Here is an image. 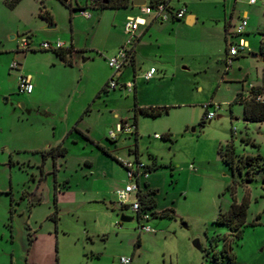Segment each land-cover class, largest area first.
<instances>
[{
  "label": "rangeland",
  "instance_id": "rangeland-1",
  "mask_svg": "<svg viewBox=\"0 0 264 264\" xmlns=\"http://www.w3.org/2000/svg\"><path fill=\"white\" fill-rule=\"evenodd\" d=\"M240 3L246 0H192L187 5L189 14H197V23L187 26L186 31L179 30L178 37L175 31L178 41H189L180 45L175 55L165 58L170 62L165 74L174 73L180 94L166 99L170 103L161 107L165 110L157 117L138 115L143 140L138 141L140 157L145 162L151 161L150 155L155 157L157 169L153 175L150 172L147 180L154 181L159 190L155 196L156 213L141 220L152 230L140 231L135 213L119 209L115 203L114 192L127 181H122L125 169L83 138L64 141L66 153L56 157L55 165L52 156L47 155L42 166L44 177L48 176L47 197L37 204L29 202L28 193L37 187L42 173L43 156L39 150L59 142L43 141L52 138L51 124L57 115L44 114L38 110V101L30 99L28 93L18 92L17 71L10 63L22 61L23 52L17 47L24 29L35 35L43 33L39 30V8L43 10L44 5L54 14L58 26L53 33L69 28L71 11L59 0H21L14 9L0 0V264H121V257L131 258V264H264V122H246L242 104L234 102L233 93L241 84L246 90L250 83H261L264 61L259 48L233 60L229 80L234 83L221 80L229 72L225 71L221 55L223 25L231 5L236 4L232 22L243 9L248 10L254 27L248 26L247 36H259L260 41L259 30L263 29L264 0L250 6ZM87 11L91 14L88 19L72 12L76 15L75 36L80 45L92 48L93 53L99 49L108 58L116 52H109L107 47L119 32L117 16L124 10L88 5ZM13 33L16 37L11 39ZM45 62L50 64L48 57ZM29 63L28 60L27 66ZM107 67L104 60L95 61L96 70L104 73ZM51 73L66 76L71 82L60 97L56 86L48 88L54 93L49 101L53 109L60 110L65 102L76 108L81 100L78 92L89 90L75 83L79 71L66 69L60 73L51 68ZM129 82L133 83H126ZM69 87L76 90L75 97L74 91L67 92ZM131 101L132 95L119 86L96 99L92 107L102 112L109 108L126 110ZM207 102L221 104L217 111L221 117L202 124L203 104ZM96 117L95 113L91 115ZM165 132L171 134L169 140L152 138L155 133ZM231 142L238 156L258 157L259 166L232 169L218 152L220 145ZM133 144L134 141L118 144L128 160L135 157L128 151ZM113 154L122 158L119 153ZM85 158L93 164L91 169L84 163ZM54 167L59 168L56 184ZM102 172L107 179L102 178ZM115 183L121 184L106 193L108 187L104 186ZM243 199L248 203L246 225L241 237L233 238L214 221L233 201L240 203ZM162 210L168 216H160ZM122 212L134 219L121 222ZM211 237H215L212 243ZM195 241L201 244L202 251L194 246Z\"/></svg>",
  "mask_w": 264,
  "mask_h": 264
},
{
  "label": "crops",
  "instance_id": "crops-1",
  "mask_svg": "<svg viewBox=\"0 0 264 264\" xmlns=\"http://www.w3.org/2000/svg\"><path fill=\"white\" fill-rule=\"evenodd\" d=\"M73 6H79L82 7L85 4H81L79 0H70ZM126 6L119 7L115 9H122L124 12L117 16L119 21V32L115 39L110 42L107 49L109 52H114L117 50V48L120 46L124 39V35L122 32L123 28V22L125 20V17L128 15H134L138 12V6L133 5V0H125ZM152 0H145V3H150ZM167 3V5L170 8L178 9L181 7H185L186 14L185 17L182 19H170L168 21H160L158 19H154L151 16H145L146 18V24L142 25L138 29L137 37L135 39V42L132 47V53H131V59L130 61L119 71L117 74V81L118 86L115 89H108L106 87L109 78L111 76V69L107 67L105 69V72L102 73L95 68V61L97 60H104V62L107 64V57L102 56L101 52H99V49L93 53L92 48H88L85 45H80L78 42V38L75 36V25L73 23V19L76 17V15L71 14L70 17V25L69 28H64L66 30H61L59 33H53V30H55L58 26V22L56 21L54 14L49 11L44 5L43 10H40L37 13L39 17V30L43 33L35 35L34 32H32L30 29H24L23 33L21 35L28 34L29 35V48L27 50H20L18 47L17 49L21 52H23L22 55V61L21 59L18 60V68L15 69L17 71V76L20 74L28 75L30 77V80L32 82L33 88L29 95L30 99H35L37 107H39L38 110L43 112L46 115H57L55 118V122H52L51 131H52V138L51 139H45L43 141H59L57 144H61L64 146V141H80L82 138L85 141H89L91 144L100 145L105 148V150L109 153L106 154L100 150L101 154H103L105 157H109L116 166L121 165L120 161L127 159L126 155L121 151L123 147L118 145L119 143H122L124 141H134V144L131 148L128 149L129 153H134L135 157L134 159L141 160L143 162L144 159L140 157L139 153V147H138V141H143L142 137L140 136V123L138 121V115H142L137 111V117L136 121L134 120V113L135 109L138 108H161L165 107V105H168L170 102L166 99L173 98L175 96H179L180 90L177 88V85H179L178 81H175L174 73L173 74H165L166 68L169 66L170 62L167 58L169 55H175L178 52V48L180 45H185L188 43V39H183L178 41V31L181 29L187 30V26H192L195 23H197L198 16L197 14H189L187 5H189L192 0H163ZM232 2V0H231ZM20 3V2H19ZM18 3V4H19ZM17 4V5H18ZM244 4L245 6H250L247 3H240ZM236 4L231 5V11L229 13V17L225 18V22L223 25V34L222 39L224 42V52L221 55V61L224 63V58L227 52L228 45L235 41L237 39L236 35L234 34V23L235 21L241 16V14L246 13L248 16V24L246 26L245 32L241 38H243L248 45V51L250 50H256L259 48L260 52V44L261 40L263 39V36H260V41H258V37L252 38L247 36L249 34L248 26L251 27L254 25L250 23V17L248 10L243 9L238 16H236L234 22L233 15H234V9ZM15 8V7H14ZM13 8V9H14ZM192 13V12H191ZM262 23L264 25V16L262 19ZM51 26L50 28H46L47 26ZM69 30V32L67 31ZM258 31L259 28H256ZM167 30H171L172 33L166 32ZM46 31H51L52 33H46ZM176 32V35L175 34ZM261 29L259 30L260 33ZM11 39H14L16 36L15 34H10ZM59 39L63 42V48L60 51H46L43 49H40L39 43L44 40H52V39ZM39 39V40H38ZM38 40V42H37ZM89 50V51H88ZM243 53L233 57L232 61L226 66L228 72L230 70V67L233 63L234 59H238L240 55ZM255 56L257 54H254ZM262 56V55H261ZM49 58L50 64H46L45 59ZM263 57V56H262ZM30 61L29 65L27 66L26 62ZM174 61V60H173ZM173 63V62H172ZM238 65H240V62H237ZM174 65V63H173ZM50 66V69L48 70ZM143 67V72L145 70H148L151 67H154L156 69V73L154 76L149 80H144L140 77ZM159 67V69H158ZM51 68L54 70H59L61 73L62 71L66 69L70 70H76V72L79 71V80H75V83L77 86L84 85L85 89L87 87L89 88L88 92L86 93L83 90L81 92H78V98H81L80 102H78V106L75 108L73 105L72 107L68 106L67 104L63 103L62 106L57 107V109H53V106L51 104L50 98L52 99L53 94L51 92H48V88L51 85H54L58 88V94L59 97L61 96V91L67 86L70 82L69 78H66V76H53L51 73ZM109 68V69H108ZM185 68V66H183ZM88 73L85 75V73ZM231 71H229L227 74H224L221 76V80L225 82H233L230 76ZM127 81L133 82V87L131 90L126 89L123 87L124 83ZM230 84V83H229ZM219 86V83L217 84ZM125 89L126 93H130L132 95V101L129 103L126 110L124 109H112L109 108L107 112H102L98 109H94L92 107V104H94L96 99H100L102 95L107 94L109 91H115L117 88ZM251 86H257L260 87L262 90V94H264V77L261 80V83L259 84H252L250 83L248 88L244 90L243 84L238 86L237 88L233 89L234 97L237 92H242L244 95L248 93V90ZM74 91L73 95L76 96V90L69 87L67 90ZM86 93V96L82 98V96ZM70 97V96H68ZM105 102V105L107 106L106 100H102ZM71 103L73 101H70ZM38 103V104H37ZM168 108V107H167ZM166 108V110H167ZM54 111H57L54 112ZM97 116L96 119L91 118V115L94 114ZM110 114V115H109ZM132 118L133 123H135V129L134 133L130 135H120L117 139L114 141L108 140V131L114 127V125L124 119V118ZM94 123H97L100 125V129H98L97 126H95ZM99 131V132H98ZM171 134L169 132H165L161 135V137L156 138L154 135L152 138L154 140H160V141H166L170 139ZM83 141V140H82ZM130 147V146H127ZM42 151V150H39ZM121 152L123 153V156L121 155ZM113 153H119L120 157H118V154ZM117 155V156H116ZM125 155V156H124ZM150 155V154H149ZM152 156V155H150ZM46 157L42 158V165L41 170L43 169V165L46 163ZM61 157V156H58ZM117 157V158H116ZM125 157V158H123ZM53 158V157H52ZM58 158H53V164L55 165V161ZM150 162L145 163H151L152 161L157 164V161L155 157L150 158ZM80 163V162H79ZM84 163L91 169L93 164L88 161V159H84ZM64 164H61V167H63ZM122 166V165H121ZM45 169V168H44ZM154 170H152V175L154 173ZM54 182L56 184L57 177H58V171L59 168L54 167ZM92 171V170H89ZM45 171L42 170V173L39 178V183L37 187L34 189L36 193L39 191L43 192L45 189V183L47 181L48 176L44 177ZM49 173V172H48ZM123 173V171H122ZM150 177V176H149ZM102 178L107 179L106 174L102 172ZM154 177H152L153 179ZM155 179V178H154ZM65 181H69L66 179ZM123 183L126 181L125 175L122 177ZM148 184V187L151 189H155L156 192L154 193V200H155V207L157 205L156 201V194L159 192L157 186L153 183L152 180L146 181ZM44 184L43 187L39 186L40 184ZM68 183V182H66ZM121 183H115L113 185H105L104 187H108V190L106 193H111L113 189L118 188ZM56 188V186L54 185ZM66 187H69V184L66 185ZM122 187V186H121ZM31 193H28V198L30 197ZM56 198V194H55ZM30 202V200H29ZM31 204H37L32 203ZM245 228V226L243 227ZM242 228V231H243ZM232 237V235H230ZM226 242L227 239H224ZM225 244L227 245V243Z\"/></svg>",
  "mask_w": 264,
  "mask_h": 264
},
{
  "label": "built area",
  "instance_id": "built-area-1",
  "mask_svg": "<svg viewBox=\"0 0 264 264\" xmlns=\"http://www.w3.org/2000/svg\"><path fill=\"white\" fill-rule=\"evenodd\" d=\"M101 0H86V5L82 6L76 10L79 15L88 19L91 17V14L87 11L88 5H96ZM239 1V0H235ZM242 1V0H241ZM257 0H246V3L249 5L255 4ZM186 9L181 7L178 9L170 8L167 3L163 0L151 1L150 3H145L144 5L138 6V12L134 15H128L125 17L123 22L122 32L124 39L120 46L117 48L116 52L107 58L108 67L111 69L112 73L109 78V81L106 85L108 89H115L118 86L117 74L119 71L130 61L132 47L137 37L138 29L140 26L146 24L145 16H151L154 19L160 21H168L170 19H182L185 17ZM248 24V16L246 13L241 14V16L234 23V34L237 39L231 42L227 47V52L224 58L225 65L227 66L233 59V57L246 53L248 51L247 42L241 38L245 32L246 26ZM40 49L43 50H52L58 51L63 48V42L59 39L57 40H44L39 43ZM18 48L20 50H27L29 48V35H21L18 39ZM18 62L10 63V67L13 69L18 68ZM156 73L154 67L149 68L141 73L140 77L144 80L151 79ZM128 90H131L133 83L129 82L123 85ZM33 85L28 75L20 74L17 76V89L20 93H30L32 91ZM258 100H261V97H257ZM204 112L202 114V121H210L212 118L216 117L217 111L221 109V104L207 102L203 104ZM212 107V109H209ZM135 124L132 121V118H124L118 121L113 128L108 131V138L111 140L117 139L120 135H130L134 133ZM236 132V128H232V133ZM154 137L159 138V134H154ZM122 167L126 172V183L116 189L114 192L116 197V204L119 209H129L135 213L138 220L140 231H151V227L144 223H141V220H148L150 213L146 210L141 209L140 200L137 196L140 188H142V183L146 182L150 170L147 168L146 163L138 160H128L124 159L120 161ZM191 168V167H190ZM118 225V223H117ZM121 264H131V258L121 257Z\"/></svg>",
  "mask_w": 264,
  "mask_h": 264
},
{
  "label": "trees",
  "instance_id": "trees-1",
  "mask_svg": "<svg viewBox=\"0 0 264 264\" xmlns=\"http://www.w3.org/2000/svg\"><path fill=\"white\" fill-rule=\"evenodd\" d=\"M20 1L21 0H3L4 5L9 9H13L14 7H16ZM59 1L67 5L71 12L76 11L79 8H81L76 5L73 6L70 0H59ZM84 1H85L84 4L86 5V0ZM102 1L103 0H101L98 4L94 6L112 7V8H119V7L126 6L125 0H107L108 1L107 3H103ZM152 1H158V0H152ZM260 34L263 36V39L261 40V44H260V55L264 56V25H263V29L260 31ZM258 96L261 97V100L257 99ZM234 102H239L242 104L243 119L246 122H264V94H262V90L260 87L251 86L246 95H244L241 91L237 92L234 97ZM164 110L165 108H144V107L138 108V109H135V113L133 115L134 120L136 121L137 111L146 116L157 117ZM201 123L204 124L205 122L201 120ZM108 140L111 142L113 141L110 138H108ZM97 147L102 152L109 154L105 150L104 147L100 145H97ZM218 152L221 155L222 160L225 163H227L229 166H231L232 169L236 168L238 170H241L245 166H248L250 167V169H253V167L259 166V165H256L258 157H253L250 155H244L243 157L238 156L235 153L232 142L227 143L226 145H220L218 148ZM41 153H42L43 158H45V156L47 155H50L53 158H56L58 156H64L66 153V148L63 147L59 143L54 147H49V149L47 150H42ZM149 158H153V157L150 156ZM146 166L150 171H152L155 168H157L158 165L152 161L151 163H146ZM155 192H156L155 189H151L148 187L147 182H143L142 188H140L137 194L140 200L141 209L146 210L150 214H153V215L156 213L154 210V206H155L154 193ZM247 208H248V203L245 199H243L240 203L233 201L226 210L220 211L218 213L214 223L224 226L229 231L230 235H232L233 238L234 237L240 238L242 235V228L246 225ZM159 215L162 217L168 216V212L165 210H162L159 212ZM251 224L254 225V223H251ZM29 236L31 240L32 239L31 233H29ZM214 238L215 237L210 238L209 240L210 243L214 241ZM225 246L226 244L224 243V248Z\"/></svg>",
  "mask_w": 264,
  "mask_h": 264
},
{
  "label": "water",
  "instance_id": "water-1",
  "mask_svg": "<svg viewBox=\"0 0 264 264\" xmlns=\"http://www.w3.org/2000/svg\"><path fill=\"white\" fill-rule=\"evenodd\" d=\"M103 3H107L108 1L107 0H103L102 1ZM145 4V0H133V5L134 6H141V5H144ZM51 26H47L46 28H50ZM252 56H255L254 54H252ZM263 61H264V56H263ZM221 117V115H216V118H219ZM209 122V121H208ZM194 130V129H192ZM46 187L44 189L43 192L39 191L38 193L35 192V190L31 193L30 197H29V200L30 202L32 203H37V202H42L46 197H47V194H46ZM134 219V216H128L126 215L124 212H122L119 216V220L121 222H131L132 220ZM194 246L196 248H198L200 251H202V246L201 244L198 242V241H195L194 242Z\"/></svg>",
  "mask_w": 264,
  "mask_h": 264
},
{
  "label": "flooded vegetation",
  "instance_id": "flooded-vegetation-1",
  "mask_svg": "<svg viewBox=\"0 0 264 264\" xmlns=\"http://www.w3.org/2000/svg\"><path fill=\"white\" fill-rule=\"evenodd\" d=\"M32 193V192H31Z\"/></svg>",
  "mask_w": 264,
  "mask_h": 264
}]
</instances>
